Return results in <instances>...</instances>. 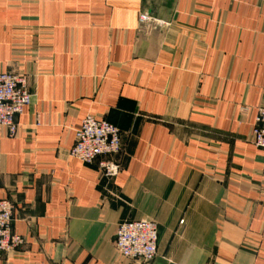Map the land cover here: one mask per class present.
Segmentation results:
<instances>
[{"label":"crops","instance_id":"0c3cea01","mask_svg":"<svg viewBox=\"0 0 264 264\" xmlns=\"http://www.w3.org/2000/svg\"><path fill=\"white\" fill-rule=\"evenodd\" d=\"M8 70L32 98L14 137L0 128V199L24 238L0 264H139L113 240L141 219L157 224L151 264H264V149L251 142L264 0H0ZM86 115L120 131L111 181L68 155Z\"/></svg>","mask_w":264,"mask_h":264},{"label":"built area","instance_id":"2783aa9c","mask_svg":"<svg viewBox=\"0 0 264 264\" xmlns=\"http://www.w3.org/2000/svg\"><path fill=\"white\" fill-rule=\"evenodd\" d=\"M139 23L150 18L141 13ZM28 76L15 71L0 72V128L9 137L17 133L16 117L31 103ZM75 140L69 149L71 158L85 164H97L99 173L107 181L114 179L121 171L119 157L124 153L119 129L105 120L86 115L75 130ZM252 144L264 149V99L257 108L252 127ZM14 203L0 199V253L10 252L24 245V238L12 231ZM183 223L182 220L179 221ZM157 224L148 219L127 220L117 224L114 246L123 258L139 264H151L157 254Z\"/></svg>","mask_w":264,"mask_h":264}]
</instances>
